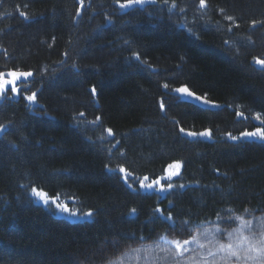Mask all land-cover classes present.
I'll return each mask as SVG.
<instances>
[{
    "label": "trees",
    "instance_id": "16d2710c",
    "mask_svg": "<svg viewBox=\"0 0 264 264\" xmlns=\"http://www.w3.org/2000/svg\"><path fill=\"white\" fill-rule=\"evenodd\" d=\"M145 1L0 0V76L32 73L0 92V264H106L264 212V140L243 136L264 131V0Z\"/></svg>",
    "mask_w": 264,
    "mask_h": 264
},
{
    "label": "rangeland",
    "instance_id": "374dc122",
    "mask_svg": "<svg viewBox=\"0 0 264 264\" xmlns=\"http://www.w3.org/2000/svg\"><path fill=\"white\" fill-rule=\"evenodd\" d=\"M133 5H136V4H133ZM2 79L5 81L13 80V78L10 75L4 76ZM176 171L177 169L175 168L169 169L166 176L158 180L159 184L154 183V181L153 182L148 181V180L143 181L142 184L145 185V187H143L142 190L164 194L168 190L161 191V187H163L164 189H167L168 185H165L164 183L170 181V179H173L176 175H171V173L176 172ZM179 171H180V168L178 172ZM149 184H151L152 187L150 188L147 187V185ZM34 196H36L37 198L36 201L47 204L44 202L45 199L43 196L38 197L35 193H34ZM59 213L62 214V215L59 214V216H62L71 221H81L85 218L83 216L71 215L69 213H63V212H59ZM236 217H243L245 221H249V220L252 221L251 231L248 226L242 227L241 222L235 219ZM225 219L226 217H222L219 221H217L214 224H210V225H201V226L191 227V228L184 226L183 228L184 232L179 234L178 236H172V235L164 236L163 235L153 242L137 244L135 246H132L130 248L120 251L113 257H110L109 261L106 264H205V257H207V264H264V259L258 256L256 252H252L249 254L251 257H254V258L247 259V260L242 258L239 261L235 257H231L228 259H219V257L225 256L226 255L225 253H217V256L215 257L208 256L207 255L208 248H213V251H215V248L211 244L208 245V248H204V249H200L196 244H191L187 247H189L190 249H193L194 251H188L182 256L174 255V253H176V249L174 245H171L167 243L165 239H162V237H166L167 240L180 239L182 241L184 239H190L192 235H195L197 233L202 234L205 231V229H214L216 226H220L222 229L226 228L227 233H232L231 242L233 244H237L238 237L240 235L248 236L251 234V232H255L256 238L257 240H259L260 232L264 231V224L261 223V221L264 220V212L255 213L254 215L229 216L226 221ZM216 238L221 243L230 242L226 232L224 231L219 233L216 236ZM201 242L207 243V241L203 238L202 235H201ZM148 246H151V251H145V249ZM258 246L264 247V245H258ZM161 249H164L165 251H161ZM192 256L196 257L195 261L190 259V257Z\"/></svg>",
    "mask_w": 264,
    "mask_h": 264
},
{
    "label": "snow or ice",
    "instance_id": "6c2138e0",
    "mask_svg": "<svg viewBox=\"0 0 264 264\" xmlns=\"http://www.w3.org/2000/svg\"><path fill=\"white\" fill-rule=\"evenodd\" d=\"M145 2V0H128L127 4H121L122 8H127L133 4L136 5H142ZM201 4H204V0H201ZM21 15H25V13H21ZM257 63L260 64H264V61H257ZM8 75H10L13 80L12 81H5L2 79V76H0V92L5 91L7 85L9 83H12L14 85L15 80L18 79L19 77H24L27 78L29 76L32 75V73L30 72H10L8 73ZM13 91H16L17 89H15V87H13L12 89ZM95 91V89H93V92ZM177 92H187V94L189 96H192L193 94L191 92H188V90L186 88H179L176 90ZM27 99L29 101H35L36 96L35 93H33L31 96H28ZM197 100L200 99V97H196ZM205 103H208V101H204ZM257 119H259V117H257ZM262 124H264V121H261ZM5 129L3 127H0V132H4ZM110 131V130H109ZM183 131V130H182ZM188 135H196L195 133H188ZM200 136H207L210 137L211 133L210 132H201L199 134ZM243 136L245 137H258L262 140H264V131H261L259 128L257 129V131L255 132H244ZM233 140L237 139V137H231ZM169 168H175L177 169L176 172L171 173V175H178L179 172V168L180 165L179 164H175V165H170ZM120 171H123V169H121ZM148 178L145 177V180H147ZM154 183L159 184V181H154ZM141 187H145V185H141ZM147 187H152L151 184L147 185ZM173 187V185L171 183L168 184L167 189H164L163 187H161V191H166L168 189H171ZM181 187H183V185H181ZM34 192H36V195L39 196H45V193L42 192H38L35 189H33ZM45 203H47L48 201L45 200ZM57 207H60L59 205H57ZM66 210V209H65ZM134 211V210H133ZM157 211H159V209H157ZM89 215H91V213H89ZM166 219L171 220V216H167L165 217ZM221 218L218 216L217 220L219 221ZM236 220H239L241 222V226H248L250 231H251V225H252V221H245L243 219V217H236ZM262 224H264V220L261 221ZM222 231L226 232L228 239L230 242L228 243H221L216 236L221 233ZM201 235L203 236V238L207 241V243H202L201 242ZM259 240H257L256 238V233L255 232H251L250 235L248 236H244V235H240L238 237V243L237 244H233L231 242L232 240V233H227L226 228L222 229L220 226H216L214 229H205V231L200 234L197 233L195 235H192L190 239H184V240H180V239H172V240H167L166 237H162V239H165L167 243L174 245L175 249H176V253H174V255H184L186 252L188 251H194L193 249H190L189 245L191 244H196L200 249H204V248H208V245H213V247L215 248V251H213V248H208V256H217V253H225V256H221L219 257V259H228L231 257H235L238 261L241 260L242 258L247 260V259H251L254 257H251L249 254L252 252H256L258 254V256H260L262 259H264V247H259L258 245H264V231L260 232L259 234ZM246 246V247H245ZM243 249V251H242ZM138 251V250H136ZM145 251H151V246H148ZM161 251H165L164 249H161ZM191 260L195 261L196 257L192 256L190 257ZM205 264H207V257H205Z\"/></svg>",
    "mask_w": 264,
    "mask_h": 264
},
{
    "label": "water",
    "instance_id": "95a60500",
    "mask_svg": "<svg viewBox=\"0 0 264 264\" xmlns=\"http://www.w3.org/2000/svg\"><path fill=\"white\" fill-rule=\"evenodd\" d=\"M189 92V91H188ZM181 96L187 101V102H190V103H193V104H196L198 106H201V107H205V108H209V109H214L215 106L210 104V103H205L202 98H200L199 100L196 99V97L198 96H195L194 94L192 96H189L187 94V92H181Z\"/></svg>",
    "mask_w": 264,
    "mask_h": 264
}]
</instances>
